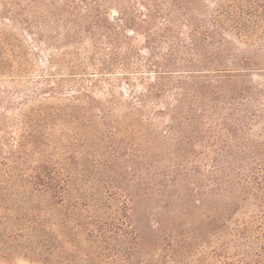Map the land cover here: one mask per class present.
<instances>
[{"label":"rangeland","instance_id":"obj_1","mask_svg":"<svg viewBox=\"0 0 264 264\" xmlns=\"http://www.w3.org/2000/svg\"><path fill=\"white\" fill-rule=\"evenodd\" d=\"M239 8L0 0V264H264V17L236 33Z\"/></svg>","mask_w":264,"mask_h":264},{"label":"trees","instance_id":"obj_2","mask_svg":"<svg viewBox=\"0 0 264 264\" xmlns=\"http://www.w3.org/2000/svg\"><path fill=\"white\" fill-rule=\"evenodd\" d=\"M238 2H240L239 9L243 15V19H241L238 25H235V30L236 33L242 34V32L246 31L247 25H249L247 20H252L254 23L255 18L260 16L264 17V0H238ZM246 16H248L249 19L245 21ZM252 25L254 26V24ZM251 28L253 27L251 26Z\"/></svg>","mask_w":264,"mask_h":264}]
</instances>
